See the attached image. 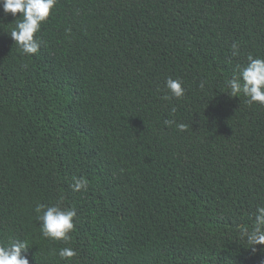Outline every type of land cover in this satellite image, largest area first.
<instances>
[{
    "label": "trees",
    "instance_id": "1",
    "mask_svg": "<svg viewBox=\"0 0 264 264\" xmlns=\"http://www.w3.org/2000/svg\"><path fill=\"white\" fill-rule=\"evenodd\" d=\"M21 16L0 2V243L30 264H264L241 235L264 207V105L226 86L264 58V0H57L31 55ZM59 201L67 242L35 211Z\"/></svg>",
    "mask_w": 264,
    "mask_h": 264
},
{
    "label": "clouds",
    "instance_id": "2",
    "mask_svg": "<svg viewBox=\"0 0 264 264\" xmlns=\"http://www.w3.org/2000/svg\"><path fill=\"white\" fill-rule=\"evenodd\" d=\"M5 13L16 15L22 13V19L17 20L15 27L10 31L15 45H18L22 52L27 55L35 54L39 51L42 40L39 38L42 23L45 22L57 4V0H0ZM233 56L239 54L237 44L232 45ZM245 66H238L233 76L226 81L229 89L228 93L232 97H247V103L251 105L256 102L264 105V58L253 57L251 54L247 58ZM185 82L181 78L169 77L166 79L165 87L171 96L179 99L186 92ZM203 87V84H201ZM165 99H169L166 95ZM175 112V108L172 109ZM165 125L171 126L174 120H165ZM177 127L183 131L184 124ZM74 183L71 185L74 191L86 190L88 181L83 177H73ZM37 219L40 221L41 233L45 238L55 241H69L70 233L75 228L74 208L62 207V201L51 206L38 205L35 209ZM242 238L256 251L257 245H264V207H258L255 215V223L251 229H242ZM29 248L26 240L14 239L10 243H0V264H30V261L23 253ZM53 254H55L53 252ZM76 254L71 247L61 248L58 255L62 259H68Z\"/></svg>",
    "mask_w": 264,
    "mask_h": 264
}]
</instances>
